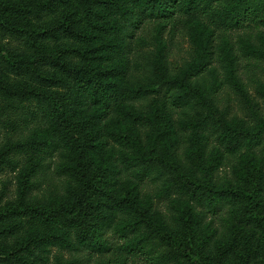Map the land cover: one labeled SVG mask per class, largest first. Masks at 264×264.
Wrapping results in <instances>:
<instances>
[{
  "label": "trees",
  "instance_id": "trees-1",
  "mask_svg": "<svg viewBox=\"0 0 264 264\" xmlns=\"http://www.w3.org/2000/svg\"><path fill=\"white\" fill-rule=\"evenodd\" d=\"M180 18L197 45L173 70L143 29L159 43ZM247 26L264 28V0H0V174L14 175L0 264H51V249L52 264H264V115L217 106L243 84L235 49L223 44L220 73L211 41ZM157 105L189 130L184 148Z\"/></svg>",
  "mask_w": 264,
  "mask_h": 264
},
{
  "label": "rangeland",
  "instance_id": "rangeland-1",
  "mask_svg": "<svg viewBox=\"0 0 264 264\" xmlns=\"http://www.w3.org/2000/svg\"><path fill=\"white\" fill-rule=\"evenodd\" d=\"M176 21H178L176 28L168 31V27H166L161 31V34L158 36L159 43H155L154 40V36L157 35V31L155 30V26L153 24H148L143 29V35L147 41H150L151 43V45L143 49L150 52L151 55H154L157 52V46L161 47V59L163 60L164 64L169 67V69L173 70L178 69L181 65H184L189 61L197 45L189 31L191 22L183 18H180ZM202 22L205 23L204 21ZM203 36L204 34L202 37ZM211 41L215 54L219 55L218 60H214L213 64L218 67V71L220 73L223 71L222 68L224 65L221 52L223 44L228 42V44L233 49H235V52L238 55V73L243 84L242 95L237 94V92L230 86L222 88L216 94L217 106L220 108V110L225 111V114L228 118L234 117L238 120H251L252 114L264 115V28H253L251 26H247L226 31L213 30V38ZM243 43L254 46L256 49L260 50L261 55L258 57L243 56L241 50L238 48V46L242 45ZM138 51H133L131 56L133 60H136L138 54L140 55L142 52ZM155 109L156 113H159L160 115L159 119H161L159 121L160 133L162 135H169L171 138L175 136L178 137L180 149L184 148V140L189 135V130H183L177 121V117L173 113L161 114V108L158 105ZM43 125L44 124L41 126ZM36 128L37 125L35 127L34 124H30L27 127H18V129L15 132H12V134L16 135L17 133H20L21 136L27 137L30 132L34 131ZM6 134L7 133L0 130V137ZM228 159H232V157L228 156ZM47 174L50 176V171H48ZM13 177V173L6 172L0 174V187L3 180H9V182H7L8 193L12 192L14 189ZM36 178L37 182L42 184L46 182L47 179L45 176H43V174L36 175ZM45 187L46 184L44 183L42 187L44 191H46ZM38 192H40V190ZM107 238L108 240H114L116 235L111 231H108ZM58 254L59 251L57 249H51V264L54 262V259L58 256ZM74 257H76V254H72L70 256L68 253L62 252L63 259L69 260ZM106 257V255L92 253V260L87 262V264H102Z\"/></svg>",
  "mask_w": 264,
  "mask_h": 264
}]
</instances>
